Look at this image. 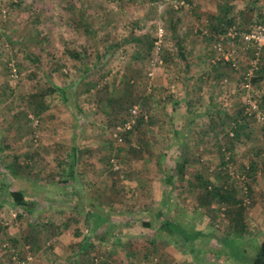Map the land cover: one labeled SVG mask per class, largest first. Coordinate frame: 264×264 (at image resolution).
I'll return each instance as SVG.
<instances>
[{"label": "rangeland", "instance_id": "374dc122", "mask_svg": "<svg viewBox=\"0 0 264 264\" xmlns=\"http://www.w3.org/2000/svg\"><path fill=\"white\" fill-rule=\"evenodd\" d=\"M257 26L264 0H0V241L31 264H244L223 254L264 240ZM233 152L247 180L218 167ZM227 180L231 209L205 196ZM157 212L201 235L181 246Z\"/></svg>", "mask_w": 264, "mask_h": 264}, {"label": "trees", "instance_id": "16d2710c", "mask_svg": "<svg viewBox=\"0 0 264 264\" xmlns=\"http://www.w3.org/2000/svg\"><path fill=\"white\" fill-rule=\"evenodd\" d=\"M221 20H224L225 24L227 23H232L229 19H225V18H220ZM217 28L219 26H216ZM154 40L151 39L148 42V47L150 49H153L154 46ZM74 56L77 57L78 53H74ZM151 58V57H150ZM261 77H263V74L261 73H257L253 76V82L255 81H259L261 80ZM57 91H59L61 94L63 93V90L60 88L56 89ZM237 128L233 129L232 135L228 137L233 140H235V138L238 136V133L241 128H243V125H241L240 123H237ZM75 153V152H74ZM234 152L230 153L226 159H222L220 161V163L218 164V167L222 168V169H226V164L227 162H234L233 167L237 169H241L240 174H242L245 179L247 180L248 177H250L252 175V173L254 172V166L256 165L255 162H252V164H246L244 166H242L241 168H237L235 163H236V159L234 156ZM76 157V154H75ZM15 162V161H14ZM13 163V162H12ZM16 164V163H14ZM10 168H8L9 171H11V173L16 176V174L13 171V168L11 166H9ZM170 178V177H168ZM227 181H223L222 183H220V185H214L211 187V189H206V197L208 198H212V199H217L219 200L221 203H225L228 205V209H231V206L233 207L234 205L238 204L240 205V203L242 202V199L238 198L235 194V189L232 185L228 184ZM251 189L247 186V191L246 193H250ZM11 198H12V204L18 207H26L27 203H28V196H26L23 191L16 189V190H10L9 192ZM89 218V216H87ZM156 217L158 219H160V223L158 228L161 229L162 231H167L168 234H178L181 237L180 240V244L182 246L183 245H189V243H192L194 241V239L196 240V238H198L201 235L200 231H196V232H192L193 236H190V234H188L186 232V229L183 228L178 222H176V220L169 216V215H165L162 214L160 212L156 213ZM104 221V218L97 216L96 222H95V226H99L100 224H102ZM190 236V237H189ZM91 238V237H90ZM223 241H227L228 242V249H230V251L233 249L236 252V255H230V253L226 251L223 254V257L225 258L226 256H230V258L237 260L238 262L240 261L241 263L244 264H264V240L259 241L257 243H255V238L251 239V242L249 243V246L252 248V254H245V249L241 247V249L238 248V245L232 246V249L229 247V245L233 244V240L227 238V240H223ZM92 242L90 241L89 237L87 239H85L83 242H79L77 244H75L76 249L74 250V252L72 254H78L79 251L84 250L89 248L90 246H92L91 244ZM244 244V241L242 242ZM192 245V244H191ZM185 247V246H184ZM186 248V247H185ZM74 249V248H72ZM187 250L189 252L194 251L193 246H190L189 248H187ZM192 253V252H191ZM197 254V253H196ZM10 259V255L8 253H4L1 257H0V264H2L3 262H7Z\"/></svg>", "mask_w": 264, "mask_h": 264}, {"label": "built area", "instance_id": "2783aa9c", "mask_svg": "<svg viewBox=\"0 0 264 264\" xmlns=\"http://www.w3.org/2000/svg\"><path fill=\"white\" fill-rule=\"evenodd\" d=\"M157 34H158V38L157 40L154 42V49L155 52L157 53L159 50V44L161 42V35L163 34V28L161 26L157 27ZM241 39L245 44H254L255 48H257L256 54L259 55L258 49L263 47L264 45V30L263 27L261 26H257L255 28H253L252 30H250L249 32H243L241 34ZM216 48L220 49L219 45H215ZM225 59H228V54L224 55ZM258 57L256 58V60H253L250 63V68L247 71V76L252 75L253 71L255 69H257V61H258ZM154 59H151V64L154 63ZM151 75V72L149 73ZM248 78V79H249ZM131 111V116L133 117V119H131L130 121L132 123H134L135 121V117L138 114V109L136 106H133V108L130 110ZM126 127L129 128L130 124L129 122H127ZM116 135V134H115ZM4 253H8L10 255V259L6 262V263H2V264H31V260H32V256L31 254H26L25 256L21 257L18 255V252L14 249H12L7 242H3L0 241V257L4 254Z\"/></svg>", "mask_w": 264, "mask_h": 264}]
</instances>
